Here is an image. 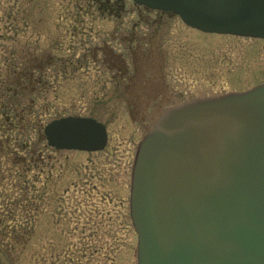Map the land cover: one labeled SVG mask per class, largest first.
<instances>
[{"label": "rangeland", "instance_id": "374dc122", "mask_svg": "<svg viewBox=\"0 0 264 264\" xmlns=\"http://www.w3.org/2000/svg\"><path fill=\"white\" fill-rule=\"evenodd\" d=\"M264 83V39L200 32L131 0H0V264H137V147L169 107ZM68 116L98 152L55 150Z\"/></svg>", "mask_w": 264, "mask_h": 264}, {"label": "water", "instance_id": "95a60500", "mask_svg": "<svg viewBox=\"0 0 264 264\" xmlns=\"http://www.w3.org/2000/svg\"><path fill=\"white\" fill-rule=\"evenodd\" d=\"M203 33L264 39V0H131ZM56 150L98 152L105 126L68 116ZM130 219L137 264H264V83L167 108L139 143Z\"/></svg>", "mask_w": 264, "mask_h": 264}, {"label": "trees", "instance_id": "16d2710c", "mask_svg": "<svg viewBox=\"0 0 264 264\" xmlns=\"http://www.w3.org/2000/svg\"><path fill=\"white\" fill-rule=\"evenodd\" d=\"M4 117V121L7 122L9 120L8 116L6 115L5 111L0 110V117Z\"/></svg>", "mask_w": 264, "mask_h": 264}, {"label": "flooded vegetation", "instance_id": "af4514ba", "mask_svg": "<svg viewBox=\"0 0 264 264\" xmlns=\"http://www.w3.org/2000/svg\"><path fill=\"white\" fill-rule=\"evenodd\" d=\"M44 138H45V136H44ZM46 141V140H45ZM47 143V142H46ZM52 148V147H51ZM54 149V148H53Z\"/></svg>", "mask_w": 264, "mask_h": 264}]
</instances>
